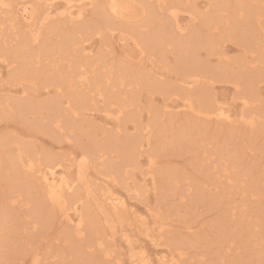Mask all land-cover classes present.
I'll use <instances>...</instances> for the list:
<instances>
[{"label":"bare ground","instance_id":"obj_1","mask_svg":"<svg viewBox=\"0 0 264 264\" xmlns=\"http://www.w3.org/2000/svg\"><path fill=\"white\" fill-rule=\"evenodd\" d=\"M215 129L264 145V0H0V264H264Z\"/></svg>","mask_w":264,"mask_h":264},{"label":"rangeland","instance_id":"obj_2","mask_svg":"<svg viewBox=\"0 0 264 264\" xmlns=\"http://www.w3.org/2000/svg\"><path fill=\"white\" fill-rule=\"evenodd\" d=\"M188 15L186 14V13H181L180 14V17H181V19H180V25L182 24L183 26L186 24H188L189 22H188V17H187ZM186 19V20H185ZM181 25V26H182ZM233 53H234V55H235V52L234 51H230V53H229V55L230 56H232L233 55ZM233 55V56H234ZM225 95H226V97L227 96H229V92H225ZM228 133H227V132ZM226 131H217V129H215V130H213V131H209V135L207 134V135H205V137L206 138H208L207 139V142H206V144H205V148H207L208 150H209V148H211V150H209V152L210 153H212V160H214L216 163H214V164H216V166H217V169L218 170H220V172L221 173H225V172H223L221 169H223V166L227 163H225V164H223L225 161L224 160H222L223 158H227V159H229L228 161L229 162H231V166H232V168L230 167V169H235L236 171L235 172H237L236 173V176H237V174H238V172H240V174H238V176L239 177H241L240 179L242 180V178L243 179H245L244 181L245 182H247V183H243V184H245V185H248L252 180L250 179L251 178V176H252V178H255V180H257V179H259V181L257 180L256 182H255V185H256V188L258 189V192H260V193H258L259 194V196L261 197V199H263V201L261 202V207L264 205V195H263V193H264V145L263 144H260V142L259 141H256V142H254V140H252V141H249V140H247L246 141V139H241V138H245V136L243 135V134H241V136H235L234 134V132H232V134H231V132L230 131H228V130H226ZM213 132H215L214 134H213ZM216 132H218L217 134H216ZM221 132H222V134H221ZM226 132V133H225ZM211 134V135H210ZM217 135H218V137H217ZM231 135H233V136H231ZM214 136V137H213ZM220 136V137H219ZM222 136H224L225 137V140H224V137L222 138ZM230 136V137H229ZM211 137H213V138H211ZM228 137V138H227ZM222 138V139H221ZM240 138V139H239ZM213 139V140H212ZM220 141H219V140ZM235 139V140H234ZM238 139H239V141H238ZM218 140V141H217ZM223 140V141H222ZM228 140V141H227ZM213 141H216L215 143H213L212 144V142ZM236 141H237V143H236ZM243 141H245V143L246 144H242V143H244ZM249 141V142H248ZM209 142H210V144H209ZM242 142V143H241ZM250 142H252L253 144H251ZM238 143H239V145H238ZM248 143H250V144H248ZM212 144V145H211ZM218 144V145H217ZM233 144V145H232ZM243 146H242V145ZM208 145V146H207ZM242 147H241V146ZM250 145L253 147V146H259V145H261V146H263V147H261L260 148V146L257 148V147H250ZM237 146H239L238 148H236ZM248 146V147H247ZM186 147V146H185ZM184 147V148H185ZM244 147V148H243ZM189 147H186V150L188 149ZM254 149V150H252V149ZM183 149V148H182ZM218 149V150H217ZM255 149H257V150H255ZM173 151H172V154L170 153L171 152V149H170V151H164L166 154H168V155H166V154H164L165 156H163V158L161 157V160L163 161V160H166L167 159V162L169 163L168 164V168H169V166H172L173 164H174V166H172V169L174 168L177 172H179L180 174H178L176 171H173V173H174V175H175V173H177V175H175V176H177V177H179L180 179V181L182 180L181 179V177H183L184 176V179L182 180V182L184 183V181L187 183V182H189L190 181V179L191 180H193V178H195V177H193L194 175H192L191 173H192V171H193V169H191V168H193V167H190V166H192V165H190L189 163H187V158L188 157H190V156H188V155H190L189 154V152H187V153H183L184 151H182V150H179V149H177V151L176 150H174V149H172ZM226 150V152H224ZM227 150H228V152H227ZM179 151V152H178ZM229 151H233L232 152V155H231V152H229ZM244 152L243 154H242V152ZM250 151H251V153H250ZM220 152H222V153H220ZM223 152H224V154H223ZM170 153V154H169ZM207 153H208V151H207ZM225 153H228V155L227 154H225ZM239 153H241L240 155H238ZM175 154V155H174ZM184 154V155H183ZM186 154H188V155H186ZM220 154V155H219ZM244 154H246V155H244ZM177 155H179V157L180 158H177L178 156ZM223 155V156H222ZM235 155V156H234ZM244 155V156H243ZM175 156V157H174ZM240 156V157H239ZM169 157V158H168ZM186 157V158H185ZM216 159H218V160H216ZM239 159H242V161H240ZM230 160H232V161H230ZM246 160V161H245ZM186 161V162H185ZM184 162V163H183ZM239 162V163H238ZM234 163H237L238 165H239V168H237L238 166H237V164H234ZM243 163H245V165L243 164ZM247 163V164H246ZM259 163H260V165H259ZM220 164H222V165H220ZM252 167H251V166ZM184 166V167H183ZM254 166V167H253ZM262 166V167H261ZM226 167V166H225ZM237 168V169H236ZM248 168H250V169H254L253 170V174H249V172L247 171V169ZM256 168V169H255ZM171 169V167H170V169L169 170H172ZM179 169V170H178ZM183 169H185L186 170V176H188V177H190L191 175H192V178L190 177L189 178V180L186 178V176L185 175H183L182 174V170ZM172 172V171H171ZM258 173V174H257ZM220 174V173H219ZM73 176H74V174H72ZM254 175H258V177L259 178H257V176H255L254 177ZM263 175V176H262ZM174 176V177H175ZM211 177H213L214 178V176L213 175H210ZM218 176V175H217ZM237 176V177H238ZM249 176H250V178H249ZM176 177V178H177ZM238 177V178H239ZM261 179V180H260ZM226 181V180H225ZM192 182V181H191ZM259 183V184H258ZM262 183V184H261ZM177 185H178V187H177ZM179 186L180 187H182V184L181 183H177L176 184V189H174V191H173V194L175 193L176 194V192H177V194L179 195V191L180 192H182L183 190H181V189H179ZM172 187V186H171ZM178 188V189H177ZM177 190V191H176ZM263 191V192H262ZM166 193H168L169 195H171L172 194V192H166ZM175 195V197L173 198L174 200H176V202L181 206L182 204L181 203H179L180 201H178L179 199V197H178V195ZM261 194V195H260ZM127 200H128V198H127ZM127 203H129V205L130 206H128L127 208H124V209H122V212H120V214H127V216H128V220H126L125 221V223L126 222H129V221H131L132 220V214H131V210H133V208H134V205H135V201H133V200H128V202ZM177 203H175L176 204V206H177V208L179 207L180 208V206L179 205H177ZM263 203V204H262ZM194 204L195 203H191V205L192 206H194ZM190 205V206H191ZM191 206V209H190V212H192L193 211V207ZM178 214H179V212H178ZM206 212L204 213L203 212V214H202V217L204 218L205 217V222H207V223H209V224H211V223H213L214 221V216L213 215H211V214H209V213H207L206 215ZM177 216V218L178 217H182V216H184V215H182L181 216V214L180 215H176ZM176 218V217H175ZM180 218H178V219H180ZM201 218V217H200ZM211 219H213V220H211ZM195 225V224H194ZM121 235H128L129 237H130V241H132V243L133 244H136V242H135V240H134V236H132V233H130V231L129 232H125L124 230L123 231H121ZM123 238V237H122ZM138 244V243H137ZM121 250V249H120ZM122 251L123 252H125V249L124 248H122ZM136 253L138 254L139 253V249H136ZM139 255V254H138ZM147 260H148V262L151 264V263H153V264H155V261H156V256L154 255V254H152V253H148L147 254ZM125 264H127L126 263V260H125V262H124Z\"/></svg>","mask_w":264,"mask_h":264}]
</instances>
